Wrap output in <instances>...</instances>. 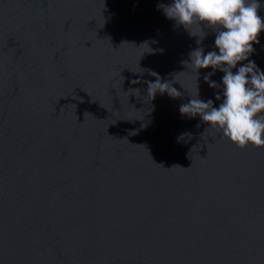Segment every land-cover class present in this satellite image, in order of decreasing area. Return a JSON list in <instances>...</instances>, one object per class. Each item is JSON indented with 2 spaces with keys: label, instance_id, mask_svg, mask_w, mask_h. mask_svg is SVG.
Returning <instances> with one entry per match:
<instances>
[{
  "label": "water",
  "instance_id": "1",
  "mask_svg": "<svg viewBox=\"0 0 264 264\" xmlns=\"http://www.w3.org/2000/svg\"><path fill=\"white\" fill-rule=\"evenodd\" d=\"M171 2L0 0V264H264V147L180 112L223 73Z\"/></svg>",
  "mask_w": 264,
  "mask_h": 264
},
{
  "label": "clouds",
  "instance_id": "2",
  "mask_svg": "<svg viewBox=\"0 0 264 264\" xmlns=\"http://www.w3.org/2000/svg\"><path fill=\"white\" fill-rule=\"evenodd\" d=\"M262 8L260 0H172L158 5L167 18L192 35H196L191 31L194 25L211 28L215 33L213 49L207 52L204 47L194 49L190 62L186 63L195 71L211 69L203 78L212 88L217 81L211 77L216 71L223 73L222 89L215 97L220 103L191 97L179 110L192 117L199 115L203 122L221 130L241 148L249 144L264 147V70L250 59L256 51L254 45L261 43L264 33ZM208 34L204 33L203 39ZM153 89H156L154 97L157 92L173 98L181 95L162 79L149 81L150 94Z\"/></svg>",
  "mask_w": 264,
  "mask_h": 264
}]
</instances>
